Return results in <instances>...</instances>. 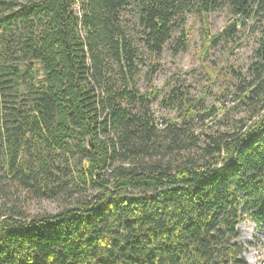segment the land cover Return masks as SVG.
Masks as SVG:
<instances>
[{"label":"trees","instance_id":"trees-1","mask_svg":"<svg viewBox=\"0 0 264 264\" xmlns=\"http://www.w3.org/2000/svg\"><path fill=\"white\" fill-rule=\"evenodd\" d=\"M189 19L249 61L155 87ZM246 219L264 236V0H0V264H248Z\"/></svg>","mask_w":264,"mask_h":264},{"label":"rangeland","instance_id":"rangeland-1","mask_svg":"<svg viewBox=\"0 0 264 264\" xmlns=\"http://www.w3.org/2000/svg\"><path fill=\"white\" fill-rule=\"evenodd\" d=\"M208 21L210 23L211 34H215L226 25V13L224 11L215 12L209 16ZM187 25H190L193 29L188 48L176 56H172L168 50L162 54L158 61L159 69L153 81L155 87H161L168 77L179 69L178 76L182 79L184 78L186 84L193 85L191 88L192 93H198L200 85L207 84V81L203 77V73L205 72L203 68L205 69V66L207 67V71H212L213 62L219 68L224 61H228L240 67H246L254 45V36L249 31L242 32L239 35V41L235 47L230 42L226 44H222L223 42H221L215 48H211L210 43L203 48L201 46L199 22L189 19ZM217 68L212 72L213 75L218 74L219 69ZM197 74H201L198 76L204 80L203 82H197L195 78ZM218 82L219 79L215 77L210 85H216ZM142 85L144 84L142 83ZM213 89H215V86ZM153 109L155 115L158 117L160 115L173 116V113L159 109L156 104H154ZM54 209L55 205L48 201L30 206L32 213L39 210L54 211ZM237 232L238 237L236 241L241 244L242 257L245 259V256L253 253L256 257L255 264H264V236L247 219L238 223Z\"/></svg>","mask_w":264,"mask_h":264},{"label":"bare ground","instance_id":"bare-ground-1","mask_svg":"<svg viewBox=\"0 0 264 264\" xmlns=\"http://www.w3.org/2000/svg\"><path fill=\"white\" fill-rule=\"evenodd\" d=\"M245 260L248 262V264H255L256 257L255 254L250 253L247 256H245Z\"/></svg>","mask_w":264,"mask_h":264}]
</instances>
